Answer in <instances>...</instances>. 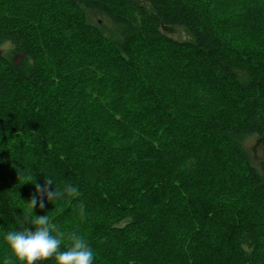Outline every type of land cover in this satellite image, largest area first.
<instances>
[{
    "label": "trees",
    "instance_id": "obj_1",
    "mask_svg": "<svg viewBox=\"0 0 264 264\" xmlns=\"http://www.w3.org/2000/svg\"><path fill=\"white\" fill-rule=\"evenodd\" d=\"M238 1L0 0V260L36 196L93 264H264V0Z\"/></svg>",
    "mask_w": 264,
    "mask_h": 264
},
{
    "label": "clouds",
    "instance_id": "obj_2",
    "mask_svg": "<svg viewBox=\"0 0 264 264\" xmlns=\"http://www.w3.org/2000/svg\"><path fill=\"white\" fill-rule=\"evenodd\" d=\"M24 178V173L18 172ZM25 179V182H32ZM48 185H53L50 177H46L44 186L36 185L35 190L41 193L49 202L61 195L60 192L47 190ZM66 191L75 192L76 188L68 186ZM31 205L29 218L32 225L28 230H12L2 237L4 244L10 252V259L17 264H37V262L54 256V264H93L94 252L87 241L76 234L68 236L69 244L65 250L60 251V246L65 239V233L61 232L56 223L51 222L50 217L33 215L32 208H43V200L37 203V197L33 196L29 201ZM0 264H10L9 259L0 260Z\"/></svg>",
    "mask_w": 264,
    "mask_h": 264
},
{
    "label": "rangeland",
    "instance_id": "obj_3",
    "mask_svg": "<svg viewBox=\"0 0 264 264\" xmlns=\"http://www.w3.org/2000/svg\"><path fill=\"white\" fill-rule=\"evenodd\" d=\"M229 7H230V10L232 9V7L234 8H242V6L240 5V2L238 0H226ZM247 6H258L256 5V3L253 1L251 4H247ZM246 6V8H247ZM260 7H262L264 9V5H260ZM246 8L244 9H241L243 11L246 10ZM261 9V10H263ZM229 10V11H230ZM251 12H254V10H252ZM260 21L261 22H264V18L262 19V17H260ZM262 32V34L264 35V29L260 30ZM169 35L175 39H178V40H182V41H186V40H189L190 36L187 34L186 31H184L182 28L180 27H176L174 28L170 33ZM1 52L3 54H6V55H9L11 54V46L9 44H6L4 46H2L1 48ZM18 57H16L17 59ZM247 141L244 142V147L247 148L249 150V152L251 153L252 157H253V162H256L258 159H260L262 157V151H261V148L259 147V145L257 144V141H256V137L255 136H249L247 139Z\"/></svg>",
    "mask_w": 264,
    "mask_h": 264
}]
</instances>
